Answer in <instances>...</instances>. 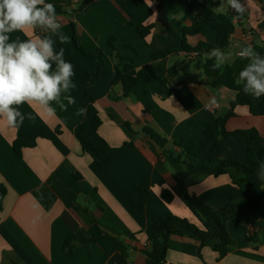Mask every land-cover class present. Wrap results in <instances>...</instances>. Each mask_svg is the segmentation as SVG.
Here are the masks:
<instances>
[{
  "label": "crops",
  "instance_id": "1",
  "mask_svg": "<svg viewBox=\"0 0 264 264\" xmlns=\"http://www.w3.org/2000/svg\"><path fill=\"white\" fill-rule=\"evenodd\" d=\"M83 1L44 0L68 9ZM237 2L246 17L233 21L229 47L220 53L221 64L229 65L238 80L254 59L242 58L243 49L264 55V0ZM233 9L229 0H92L73 17L56 16L61 25L56 32L37 25L7 34L8 42L17 44L51 39L54 52L63 49V59L72 64L75 87L62 89L58 99L48 105L37 101L14 105L22 114V124L21 116L12 126L0 115V186L6 189L0 210V264H151L141 251L154 236L153 221L172 215L199 226L179 198L169 204L160 198L163 189L174 186L173 176L184 171L169 153H178L173 141L179 136L193 140L199 152L208 122L230 111L235 93L203 84V65L209 55L190 58L184 53L181 30L191 25L195 11L214 18ZM130 22L153 28L142 38ZM73 31L85 52H103L105 66L98 76L97 61L80 54ZM63 35L69 38L68 43L60 42ZM112 38L114 49L108 46ZM215 39V31L205 27L200 35L188 37L187 43L195 46ZM158 52L166 53L165 58L149 59ZM116 54L131 60L137 69L152 64L161 78H168L170 68L178 73L169 78L167 87L141 82L129 97L113 100L122 94L119 85L112 86ZM212 97L216 103L211 102ZM81 109H86V114H78ZM95 117L100 126L93 130ZM81 123L88 127V140L109 147V165L101 167L82 152L78 138ZM146 125L167 141L163 149L141 134ZM225 129H254L264 138V103L257 104L255 114L247 107H235ZM16 141L29 146L21 147L17 154L13 149ZM245 151L244 143L228 141L223 153H214L210 167H217L223 159L246 164ZM210 153V149L199 152L193 161L206 163ZM244 178L233 171L218 177H188L190 195L216 210H227L238 223L226 222L231 246L225 257L218 258L210 243L201 249L200 259L198 241L172 237L168 264H264V199L253 214L249 202L258 186L249 178L247 184L242 183ZM142 195L146 196L143 207ZM254 217L261 228L252 226ZM74 232L92 241L79 245L69 257L63 244ZM245 236L255 242L248 243Z\"/></svg>",
  "mask_w": 264,
  "mask_h": 264
},
{
  "label": "trees",
  "instance_id": "2",
  "mask_svg": "<svg viewBox=\"0 0 264 264\" xmlns=\"http://www.w3.org/2000/svg\"><path fill=\"white\" fill-rule=\"evenodd\" d=\"M92 0H84L75 9H68V7L53 5L55 9V17L60 15H68L73 17L76 13L82 11L89 5ZM38 7H43L40 5ZM246 17L242 10L237 11L233 9L227 14L217 15L214 18H206L199 11L191 14V25L182 28L181 33V48L184 53H194L197 56L202 54L209 55L204 61L203 84L213 89H225L235 93V98L231 102L230 111L223 117H217L208 122L203 131L204 141L200 145V153H206L209 149L211 153L207 156L206 163H197L193 160L198 158L199 152L193 140L178 137L173 141V147L178 150V153L170 152V158L177 164L184 167V171L173 176L174 186L163 189L160 194L161 200L169 204L175 197L179 198L187 209L197 219L199 226L190 223L185 219H180L172 215L161 217L152 222L154 236L149 238L148 245L141 251L142 254L150 260L151 264H168L166 255L168 251V243L172 237H189L199 242L197 250V257L201 259V249L206 244H212V251L218 255V258H223L227 255L231 246V238L227 231L226 222L237 224L238 221L229 215L227 210H216L207 204L200 201L196 196L188 193L187 179L189 176H213L218 177L227 174L228 171H233L245 176L241 180L242 183L247 184L248 178L253 180L258 190L255 198L249 202L250 210L253 214L261 208V200L264 199V138L260 137L254 129L237 130L228 132L225 129L226 121L233 116V109L237 106L247 107L251 114L257 111V104L264 103V96L253 98L244 92L245 81L236 83L237 75L233 72L229 65L221 64L220 67H214L218 62L217 57L212 56V50L218 49L219 52L227 50L230 44V37L234 30L233 21L240 22ZM131 28L142 38L147 37L153 26H143L135 22H130ZM205 27L213 29L216 33L214 43L208 41L199 42L195 46H190L187 43L188 37L200 35ZM73 42L76 49L83 56L95 59L97 61V68L95 75L98 76L100 71L104 68V54L101 50H97L94 54L87 53L79 45L75 32L73 31ZM114 39L108 41V46L114 49ZM172 53V52H167ZM166 53L158 52L149 56V59L157 61L165 58ZM116 63L114 65V77L112 86L119 85L122 90L120 97L112 98L113 100L125 99L130 96L132 91L141 82H151L162 87L169 85V78L174 77L178 71L170 68L168 70V78H161L157 75L152 64L145 65L137 69L133 62L118 54L115 55ZM254 58L264 59V55L255 54ZM52 72L56 71V61H50ZM187 67V66H186ZM184 69V68H183ZM165 92V91H164ZM167 93V92H165ZM100 126V120L95 117L91 128L96 130ZM125 127H129L125 124ZM88 127L85 123H81L78 132L82 152L89 155L93 161L99 166L105 167L112 161V154L109 147L104 144L102 146H95L88 140L86 134ZM141 134L154 142L160 149H163L167 141L161 137L157 132L149 128L147 125L141 131ZM237 140L246 145L245 157L247 163H240L237 161L223 159L220 164L211 168L210 164L214 162V153H223L226 149L228 141ZM29 145L20 141L13 144L14 151L19 154L21 147H28ZM162 185L163 182L158 183ZM240 190V194L246 197V193L238 183H235ZM6 194V189L0 186V210L3 198ZM146 203V196H141L140 205L143 207ZM222 214L226 215V219ZM252 226L262 227L261 224L254 217ZM248 243H254L253 237L245 236ZM92 239H88L81 232L71 233L63 244V250L66 255L72 257L79 245L89 243Z\"/></svg>",
  "mask_w": 264,
  "mask_h": 264
},
{
  "label": "clouds",
  "instance_id": "3",
  "mask_svg": "<svg viewBox=\"0 0 264 264\" xmlns=\"http://www.w3.org/2000/svg\"><path fill=\"white\" fill-rule=\"evenodd\" d=\"M229 3L237 11L240 10L237 0H229ZM37 25L52 32L61 27L55 20L52 4H45L44 0H0V115L6 116L8 124L12 126L17 125V116H21L20 124L23 123L22 114L14 105L29 101L48 105L58 99L62 89L67 91L69 87H75L71 82L73 66L63 59V49L54 52L51 39L27 40L18 44L8 42L7 34L23 32ZM60 42L68 43L69 38L63 35ZM211 55L217 57L218 62L214 67H220L223 58L219 50L213 49ZM240 55L242 58L254 56L250 48L243 49ZM50 61H56L55 72L50 71ZM241 81H245L246 94L257 99L264 96V59H252L240 72L236 83ZM210 100L217 102L214 97ZM70 102L75 103L74 100ZM78 114H86V109H81Z\"/></svg>",
  "mask_w": 264,
  "mask_h": 264
},
{
  "label": "built area",
  "instance_id": "4",
  "mask_svg": "<svg viewBox=\"0 0 264 264\" xmlns=\"http://www.w3.org/2000/svg\"><path fill=\"white\" fill-rule=\"evenodd\" d=\"M189 56H190V58H195L197 55L194 54V53H192V54H190ZM240 56H241V55H240Z\"/></svg>",
  "mask_w": 264,
  "mask_h": 264
}]
</instances>
